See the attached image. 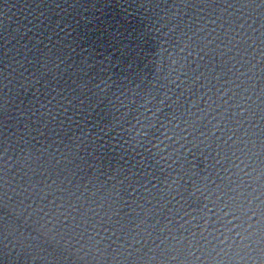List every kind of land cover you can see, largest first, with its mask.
<instances>
[{
  "label": "water",
  "instance_id": "obj_1",
  "mask_svg": "<svg viewBox=\"0 0 264 264\" xmlns=\"http://www.w3.org/2000/svg\"><path fill=\"white\" fill-rule=\"evenodd\" d=\"M0 264H264V0H0Z\"/></svg>",
  "mask_w": 264,
  "mask_h": 264
},
{
  "label": "snow or ice",
  "instance_id": "obj_2",
  "mask_svg": "<svg viewBox=\"0 0 264 264\" xmlns=\"http://www.w3.org/2000/svg\"><path fill=\"white\" fill-rule=\"evenodd\" d=\"M237 236H239V238H240V243L241 244H244L245 243V240H246V237L241 236L239 233L237 234Z\"/></svg>",
  "mask_w": 264,
  "mask_h": 264
}]
</instances>
